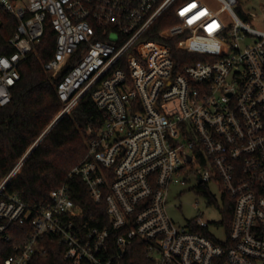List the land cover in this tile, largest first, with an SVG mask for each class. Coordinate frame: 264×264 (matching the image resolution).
I'll return each mask as SVG.
<instances>
[{"label":"built area","instance_id":"1","mask_svg":"<svg viewBox=\"0 0 264 264\" xmlns=\"http://www.w3.org/2000/svg\"><path fill=\"white\" fill-rule=\"evenodd\" d=\"M175 1L0 0L18 20L8 41L14 52L0 54V106L10 103L18 66L49 21L57 40L44 69L55 79L71 65L55 84L63 104L56 119L87 94L104 113L100 126L86 129L87 153L68 179L80 180L108 217L106 225L93 224L67 183L38 207L9 192L32 146L0 179V264H40L53 252L66 264H264V30L236 12L238 0H215L221 10L207 3L195 9L201 0H190L177 11L178 25L147 38ZM185 32L175 48L213 60L177 69L164 39ZM191 37H213L223 51L185 46ZM247 38L252 43L242 46ZM190 173L212 202V183L223 202L232 199L224 240L203 213L184 226L170 217L169 188Z\"/></svg>","mask_w":264,"mask_h":264},{"label":"trees","instance_id":"2","mask_svg":"<svg viewBox=\"0 0 264 264\" xmlns=\"http://www.w3.org/2000/svg\"><path fill=\"white\" fill-rule=\"evenodd\" d=\"M188 1L190 0L175 1L152 25L146 37L160 39L161 30L178 25L180 20L176 16V9ZM203 5H206V0L196 2L192 7L196 9ZM207 5L209 6L208 3ZM192 9H185L184 13H191ZM239 11L240 16L245 18L244 12ZM17 25V18L0 6V54L14 52V47L8 41L15 33ZM187 34L188 32H185L164 39L172 48L177 69L198 61L213 60L209 54L176 49L175 44ZM56 40L57 34L47 21L44 36L35 47V52L18 66L21 78L11 89L10 103L0 106V179L14 168L41 135L50 128L12 177L8 191L17 194L29 205L38 207L49 200L53 189L67 183L70 185L72 197L83 205L86 215L95 216L93 224L103 226L108 223L106 206L94 204L84 184L80 180H69L68 174L87 153L86 129L91 125L100 126L104 113L91 95L87 94L70 113L62 116L51 126L63 107L56 93L55 84L71 66L66 67L55 79L46 73L44 64L53 58ZM185 46L201 50L217 48L218 51H223L213 37L207 39L191 37L186 40ZM208 198L209 202L213 201L209 195ZM224 205V221L227 227H230L232 199L227 198ZM134 251L136 254L133 255L136 258L140 259L145 255L141 248ZM40 264L66 263L60 258V253L53 252L50 258L41 261ZM130 264L144 263H137L133 259Z\"/></svg>","mask_w":264,"mask_h":264},{"label":"rangeland","instance_id":"3","mask_svg":"<svg viewBox=\"0 0 264 264\" xmlns=\"http://www.w3.org/2000/svg\"><path fill=\"white\" fill-rule=\"evenodd\" d=\"M206 3L213 9L221 10L215 0H206ZM182 6L176 9V16L177 11L179 15V9ZM234 9L239 15V10L244 12L246 17L243 20L251 27L264 30V0H238ZM221 18L225 23H229V17L226 12L221 13ZM201 34H205V32L202 31ZM252 41V38H247L241 41V45L246 46ZM210 187L212 194L217 199L215 202H209L208 197L199 190V180L196 174H188L185 184L177 183L170 186L167 196V210L170 217L181 226L186 225L190 220L198 218L200 213H203L201 216L202 220L212 222L209 231L215 234L218 239L224 240L226 238V224H222L220 228H216L213 224V222L224 220L225 205L222 200V191L214 183L210 184Z\"/></svg>","mask_w":264,"mask_h":264},{"label":"water","instance_id":"4","mask_svg":"<svg viewBox=\"0 0 264 264\" xmlns=\"http://www.w3.org/2000/svg\"><path fill=\"white\" fill-rule=\"evenodd\" d=\"M57 121H58V119H56L55 122H57ZM55 122L53 123V125L55 124ZM53 125H52V126H53ZM47 132H48V131L45 132V134L42 136V138L47 134ZM39 141H40V140H39ZM39 141H38V142H39ZM38 142H37L36 144L33 145V147H32L31 150H33V148L38 144Z\"/></svg>","mask_w":264,"mask_h":264}]
</instances>
